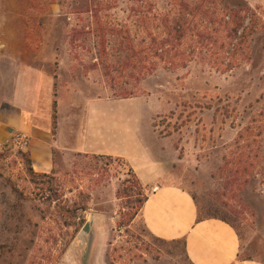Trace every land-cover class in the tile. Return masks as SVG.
I'll use <instances>...</instances> for the list:
<instances>
[{
    "label": "rangeland",
    "instance_id": "rangeland-1",
    "mask_svg": "<svg viewBox=\"0 0 264 264\" xmlns=\"http://www.w3.org/2000/svg\"><path fill=\"white\" fill-rule=\"evenodd\" d=\"M145 1L163 12L195 0ZM217 2L242 18L238 65L220 72L201 60L176 69L160 64L140 84L128 77L124 88L135 95L121 100L97 62L90 25L95 13L117 29L129 25L135 43L128 19L135 0H0V103L10 112L12 86L31 70L52 78L56 95L62 87L78 99L119 100L76 106L77 127L92 116L84 143L106 144L139 162L143 151L157 148L150 120L199 217L229 223L240 238V258L264 264V5ZM23 107L12 113L23 115ZM10 142L0 145V264H83L86 223L93 233L88 264H190L182 241L157 240L139 215L119 227L144 193L124 161L76 155L34 176L27 152ZM79 142L74 138L73 146Z\"/></svg>",
    "mask_w": 264,
    "mask_h": 264
},
{
    "label": "crops",
    "instance_id": "crops-1",
    "mask_svg": "<svg viewBox=\"0 0 264 264\" xmlns=\"http://www.w3.org/2000/svg\"><path fill=\"white\" fill-rule=\"evenodd\" d=\"M246 2L251 7L264 5L262 0ZM26 73L15 82L11 96L6 99L11 102L8 105L10 112H2V108L5 109L1 108L4 101L0 103V145L9 143L15 133L27 135L29 147L26 152L33 171L38 174L52 173L56 169V161L66 163L76 155L120 159L132 170L147 197L139 215L144 226L154 237L163 241H182L190 264H263L255 259L240 258V238L229 223L219 218L199 217L194 197L182 184L175 181L171 154L165 148L166 141L158 137L150 120L148 134L157 148L143 151L139 162L106 148V144L105 147L96 145V148L86 145L84 139L87 137L86 141H90L89 134L84 130L92 116L87 114L83 123L77 127L78 121L72 116L76 106L86 101L96 104L119 100H92L84 96L78 99L73 91L62 87L56 95L55 81L52 78L38 70ZM21 104L25 106L23 115H14L12 110H16ZM103 135L96 134L101 137V143ZM74 138L79 139L78 146H73Z\"/></svg>",
    "mask_w": 264,
    "mask_h": 264
},
{
    "label": "trees",
    "instance_id": "trees-1",
    "mask_svg": "<svg viewBox=\"0 0 264 264\" xmlns=\"http://www.w3.org/2000/svg\"><path fill=\"white\" fill-rule=\"evenodd\" d=\"M135 3L128 15L132 27H136L135 43L129 25L117 29L105 23L97 13L92 15L95 19L90 25V33L98 49L97 62L104 77L111 82L114 96L118 99H128L135 95L124 88L128 77L132 76L140 84L160 64L167 69H176L184 68L194 60H201L217 71L228 72L238 65V57L244 55V52L240 54V45L246 36L242 18L227 6L219 7L220 2L217 0L186 1L182 4L175 2L172 8L163 12L154 11L152 4L145 0H135ZM234 39L237 40L236 44L232 42ZM112 42V49L108 48ZM222 48L225 53L219 55ZM53 110L55 127V102ZM23 157L30 174L41 176L34 173L29 155L24 153ZM129 173L144 192L131 169ZM139 195L142 198L135 202L138 203L136 211L130 214L127 221L119 223V227L127 226V223H132L140 215L147 197L145 193Z\"/></svg>",
    "mask_w": 264,
    "mask_h": 264
},
{
    "label": "built area",
    "instance_id": "built-area-1",
    "mask_svg": "<svg viewBox=\"0 0 264 264\" xmlns=\"http://www.w3.org/2000/svg\"><path fill=\"white\" fill-rule=\"evenodd\" d=\"M10 143L16 150L26 151L29 147V138L23 133H15Z\"/></svg>",
    "mask_w": 264,
    "mask_h": 264
},
{
    "label": "water",
    "instance_id": "water-1",
    "mask_svg": "<svg viewBox=\"0 0 264 264\" xmlns=\"http://www.w3.org/2000/svg\"><path fill=\"white\" fill-rule=\"evenodd\" d=\"M91 227H92L91 223H86L83 227V233L84 235L87 236V246H86L83 264H88V260H89L90 253H91V247H92V241H93V233H92Z\"/></svg>",
    "mask_w": 264,
    "mask_h": 264
}]
</instances>
